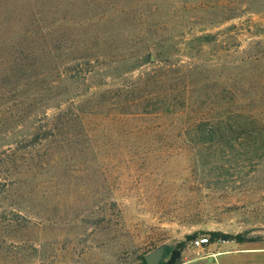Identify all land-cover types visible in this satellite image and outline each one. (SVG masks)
Masks as SVG:
<instances>
[{
  "label": "rangeland",
  "instance_id": "rangeland-1",
  "mask_svg": "<svg viewBox=\"0 0 264 264\" xmlns=\"http://www.w3.org/2000/svg\"><path fill=\"white\" fill-rule=\"evenodd\" d=\"M154 251L264 264V0H0V264Z\"/></svg>",
  "mask_w": 264,
  "mask_h": 264
},
{
  "label": "trees",
  "instance_id": "trees-1",
  "mask_svg": "<svg viewBox=\"0 0 264 264\" xmlns=\"http://www.w3.org/2000/svg\"><path fill=\"white\" fill-rule=\"evenodd\" d=\"M209 129L204 128L203 126L201 127H197L196 129H194V134L200 138L201 140L198 141L199 143L195 144V149L196 151V155L199 159V161L201 163H204L207 161V148L209 147V144L207 142V140H205L204 137H207L208 135H210L208 133ZM206 235H208V237L204 238L205 241H215L217 239H223V240H235L236 242H242V241H246V238H244V236H242V234L240 233H236V234H229V233H224L218 230H211L205 233ZM195 237L194 234H187L185 236V239L180 241L177 245L178 246H182L184 245V243L187 240H192ZM139 264H147V262L145 261L144 258L141 259ZM164 264V263H163Z\"/></svg>",
  "mask_w": 264,
  "mask_h": 264
},
{
  "label": "water",
  "instance_id": "water-1",
  "mask_svg": "<svg viewBox=\"0 0 264 264\" xmlns=\"http://www.w3.org/2000/svg\"><path fill=\"white\" fill-rule=\"evenodd\" d=\"M158 257H159V252L154 251L144 256V259L147 262V264H157Z\"/></svg>",
  "mask_w": 264,
  "mask_h": 264
},
{
  "label": "built area",
  "instance_id": "built-area-1",
  "mask_svg": "<svg viewBox=\"0 0 264 264\" xmlns=\"http://www.w3.org/2000/svg\"><path fill=\"white\" fill-rule=\"evenodd\" d=\"M202 242V240H200Z\"/></svg>",
  "mask_w": 264,
  "mask_h": 264
}]
</instances>
